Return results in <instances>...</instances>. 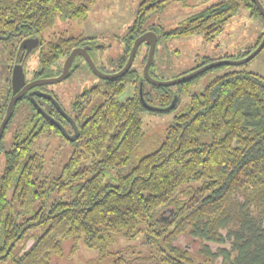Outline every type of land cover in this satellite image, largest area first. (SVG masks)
Wrapping results in <instances>:
<instances>
[{
	"label": "trees",
	"instance_id": "1",
	"mask_svg": "<svg viewBox=\"0 0 264 264\" xmlns=\"http://www.w3.org/2000/svg\"><path fill=\"white\" fill-rule=\"evenodd\" d=\"M168 1H140L136 20L123 37L117 69L144 31V18ZM93 3L0 0V40L13 41V64L24 56V50L19 51L21 40L37 37L40 67L33 77L58 74L63 59L86 38L43 34L57 19L83 20ZM242 6L260 14L253 0H223L161 36L202 34L210 39ZM249 52L223 57L240 58ZM200 74L178 83V91L189 96L188 105L166 127L159 145L132 164L131 155L144 137L142 76L131 65L124 75L85 89L86 106L93 98L101 101L83 121L82 114L74 119L75 148L52 179L39 176L43 157L31 147L48 128L61 130L42 120L36 107L26 102L33 111L29 127L4 151L0 263L54 264L53 258L64 256L63 242L70 241V253L80 242L97 251V259L89 264H264V75L233 69L215 76L200 92H191ZM10 78L11 72L9 82ZM127 84L134 86L133 95L119 101L117 95ZM142 90L148 103L149 94ZM10 95L11 82L0 105V121ZM25 98L16 102L9 121ZM171 98L168 93L160 96L167 105ZM123 167L126 172L116 173L114 183L105 180V171ZM51 192L67 196L49 201ZM36 203L39 206L27 213ZM37 228L40 232L35 235ZM116 234L127 239L143 234L150 254L129 258L111 252L109 242Z\"/></svg>",
	"mask_w": 264,
	"mask_h": 264
},
{
	"label": "rangeland",
	"instance_id": "2",
	"mask_svg": "<svg viewBox=\"0 0 264 264\" xmlns=\"http://www.w3.org/2000/svg\"><path fill=\"white\" fill-rule=\"evenodd\" d=\"M140 1L94 0L83 20L57 19L43 35L47 38L53 33H64L67 36L85 37L93 45L92 59L96 67L104 73L115 72L125 47L123 37L136 20ZM220 1L223 0H169L144 18L141 25L142 29L144 31L152 30L159 35L149 66V74L153 78L161 81L175 79L202 66L201 63L205 57L217 60L224 58L225 55L239 56L253 49L259 37L264 34V15L261 12L260 14L252 13L250 8L244 6L225 23L222 31L210 39H205L202 34L169 38L161 36V32L176 28L192 14ZM260 1L264 6V0ZM12 42L11 40H0V105L4 101L6 90L10 85L8 78L14 64H21L28 77L40 67L39 52L41 48L39 45L24 51L21 61L13 64L10 59ZM146 53L147 45L141 42L132 61V66L141 76L144 67L142 58ZM85 62L82 57H76L74 59L76 66L72 68L67 77L45 85L48 90H54L57 93L61 104L68 109L71 108L73 101L80 92L89 89L94 83L101 84L103 81L102 78L92 72ZM233 69L247 70L264 75V46L246 62L234 65L223 64L204 71L191 85L190 91L200 92L215 76ZM141 85L149 94L148 106L151 108L145 107L141 113L144 137L142 143L132 153L130 164L135 163L143 154L159 145L166 127L175 115L185 110L189 100L187 93L178 91V83L158 87L143 79ZM133 92L134 86L127 84L124 91L117 95V99L124 101L127 97L132 96ZM163 93L171 94V101L175 99V105L168 110L164 109L169 104H164V101L160 99ZM100 101L98 98H93L85 106L81 121L90 115L92 108ZM32 114V109L28 108L25 102H19L7 124L1 140L0 180L5 167L4 151L8 150L16 138H20L28 129ZM73 128L70 123L65 127V130L71 134ZM74 141L75 139H68L62 131L56 133L52 128H48L34 139L31 147L32 152H37L43 157V168L39 174L41 178L52 179L59 174L61 166L75 148ZM126 169L127 167H123L105 171V180L114 183L116 173H124ZM66 196L67 193L59 195L56 192H51L48 200L51 201L56 197L66 198ZM38 206V203L33 204L31 209L26 210L27 213L32 212ZM39 232L38 228L33 231L35 235H38ZM144 239L143 234H138L133 239H127L116 234L110 239L109 250L120 252L129 258L146 257L150 254V249L144 243ZM70 245V241L63 242L64 256L53 258L54 264H89L97 259V251L85 247L82 242L78 244V249L74 253L69 252ZM0 264L8 263L2 262Z\"/></svg>",
	"mask_w": 264,
	"mask_h": 264
},
{
	"label": "water",
	"instance_id": "3",
	"mask_svg": "<svg viewBox=\"0 0 264 264\" xmlns=\"http://www.w3.org/2000/svg\"><path fill=\"white\" fill-rule=\"evenodd\" d=\"M253 1L256 4L259 11L264 15V6L261 3V1L260 0H253ZM157 39H158V35L153 31H145V32L141 33L140 35H138L132 43V46L129 50L128 57H127L124 65L120 69H118L117 71L112 72V73H104L100 69H98L96 67L94 61L92 60L91 56L87 53L86 49L83 47H74L71 49L69 54L65 57L64 63L62 65V70L58 75H54V76H50V77H40V78L33 79L29 82H26V83H25V73H24L22 65L21 64H14L12 69H11L12 71H11V78H10L11 95H10L9 100L7 102L5 113H4V115L0 121V139H1L2 132H3L7 122L9 121V119L11 117L13 107L16 104V102L20 99L21 95L26 90H28L29 88H32L34 86H39V85L57 82V81L64 79L65 77H67V75L70 72L71 62H72V60L76 54H80L85 58L86 62L88 63V65L91 68V70L93 71V73H95L96 75H98L102 79H111L114 77L122 76L129 70V68L132 65V61L134 59L138 45L141 42L146 43L148 46V50H147L146 60L144 62L143 74H142V77L140 79L139 95H140V99L142 100V103L144 104V107L151 108L150 106H148V103L143 100V96H142L143 87L141 85V80L145 79L155 86H170L173 84H177L182 80H185V79H188V78L193 77L195 75H198L200 73H203L204 71L211 69L213 67L219 66V65H223V64L234 65V64H240V63L246 62L247 60L251 59L264 46V34H263L259 43L248 54H246L245 56H242L241 58L217 59V60L211 61L209 63H206L200 67H197L196 69H193L190 72H188L184 75H181L175 79L161 81V80H157V79L153 78L149 74V66L152 62L153 53H154V49H155ZM39 43H40V40L37 37H26V38L21 40V42L19 44V51L22 49L26 52L27 50H30L33 47L38 46ZM34 93L37 95L44 94V93L40 92L39 90H36V91L28 92V95L32 96ZM33 105L36 107V109L39 112L44 113L38 105H36V104H33ZM174 105H175V99H173L170 102V104L167 106V108H165L164 110H168V109L172 108ZM61 111H62V114L71 122V124L74 127V133L72 135H69L59 122H57L56 120H53L52 118H50V120L53 124H55L66 135V137L68 139L74 140L78 136L77 125L74 123L73 119L68 114H66L63 110H61Z\"/></svg>",
	"mask_w": 264,
	"mask_h": 264
},
{
	"label": "flooded vegetation",
	"instance_id": "4",
	"mask_svg": "<svg viewBox=\"0 0 264 264\" xmlns=\"http://www.w3.org/2000/svg\"><path fill=\"white\" fill-rule=\"evenodd\" d=\"M145 31H147V30H145ZM145 31H143V32H145ZM149 31H152V30H149ZM142 32V33H143ZM82 43L83 44H81V45H77V46H74V47H83V48H85L86 49V51H87V53L91 56V58H92V51H93V45L91 44V42H90V40H88V39H85V40H83L82 41ZM147 45V44H146ZM73 47V48H74ZM147 50H148V46H147ZM147 54V53H146ZM78 56H80V57H82V59H84L85 60V58L82 56V55H80V54H76L75 56H74V58H73V60H72V62H71V65H70V72L72 71V67L73 66H75L76 65V63H74V59L76 58V57H78ZM224 58H226V57H224ZM65 59V58H64ZM64 59H63V61L61 62V64L59 65L60 66V71H59V73L61 72V70H62V65H63V63H64ZM93 60V59H92ZM205 60H208L207 62H205V63H203L202 65H204V64H206V63H209V62H211V61H213L214 59H212V58H210V57H205ZM86 61V60H85ZM87 65H88V63L87 62H85ZM199 66V65H198ZM120 69V68H119ZM118 70V69H117ZM116 70V71H117ZM70 72H69V74H70ZM93 72V71H92ZM58 73V74H59ZM34 74V73H33ZM33 74L30 76V77H28L27 76V74H25V83L26 82H29V81H31V80H33V79H36V78H40V77H33ZM58 74H56V75H58ZM68 74V75H69ZM95 74V73H94ZM67 75V76H68ZM96 75V74H95ZM98 76V75H97ZM99 77V76H98ZM95 84H97V83H94L93 85H95ZM45 85L46 84H44V85H39V86H34V87H32V88H29L28 90H26L22 95H21V97H20V99L23 97V96H25V95H27L28 96V98H25L23 101H21L22 103L23 102H27L28 103V106H31V104L33 105V104H36V105H38L39 107H40V109L44 112V113H42V112H40V113H38V115H39V117L42 119V120H48L50 123H51V120H50V118H52L53 120H56L57 122H59L61 125H62V127L65 129V127L67 126V125H70V121L62 114V111L61 110H63L66 114H68L72 119H73V121H74V119L77 117V115L79 114V115H81V114H83V112H84V108H85V106H86V104L88 103H86V101H84L85 99H87V98H89V97H87V95L86 94H84V91H82V92H80L79 94H78V96L76 97V99L73 101V103H72V105H71V108H67V107H64L62 104H61V102H60V100H59V98H58V96H57V93L54 91V90H48L46 87H45ZM92 85V86H93ZM36 90H39L40 92H42V93H44V94H42V95H37V94H33L32 96H29L28 95V92H30V91H36ZM19 99V100H20ZM88 100V99H87ZM30 103V104H29ZM37 110V109H36ZM38 111V110H37ZM50 117H49V116ZM74 123L76 124V122L74 121ZM72 125V124H71ZM77 125V124H76ZM73 126V125H72ZM66 131V130H65ZM74 133V128H73V130L71 131V134H69V135H72Z\"/></svg>",
	"mask_w": 264,
	"mask_h": 264
}]
</instances>
